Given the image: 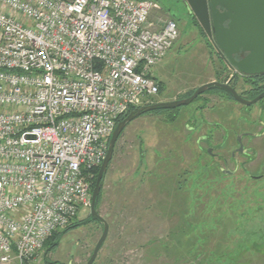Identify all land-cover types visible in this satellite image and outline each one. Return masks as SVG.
<instances>
[{
	"label": "built area",
	"instance_id": "2783aa9c",
	"mask_svg": "<svg viewBox=\"0 0 264 264\" xmlns=\"http://www.w3.org/2000/svg\"><path fill=\"white\" fill-rule=\"evenodd\" d=\"M150 0H0V264L91 208L120 118L151 104L179 37Z\"/></svg>",
	"mask_w": 264,
	"mask_h": 264
},
{
	"label": "rangeland",
	"instance_id": "374dc122",
	"mask_svg": "<svg viewBox=\"0 0 264 264\" xmlns=\"http://www.w3.org/2000/svg\"><path fill=\"white\" fill-rule=\"evenodd\" d=\"M150 1L159 7L152 19L173 20L179 31L152 70L159 90L151 104L186 99L233 75L239 96L249 90L183 0ZM263 124L264 100L247 107L218 93L129 123L103 179L96 212L109 229L93 264H264ZM245 133L260 137L244 138L241 154L237 138ZM89 217L80 210L77 228L59 231L56 249L43 246L27 264H86L103 232Z\"/></svg>",
	"mask_w": 264,
	"mask_h": 264
},
{
	"label": "water",
	"instance_id": "95a60500",
	"mask_svg": "<svg viewBox=\"0 0 264 264\" xmlns=\"http://www.w3.org/2000/svg\"><path fill=\"white\" fill-rule=\"evenodd\" d=\"M204 34L220 57L241 76H256L264 73L262 61L264 48V0H183ZM226 24V26L224 25ZM244 58L236 59L239 54ZM212 88L227 92L234 101L243 106H253L264 99V92L251 101L240 97L228 83L211 82L197 88L193 94L182 100L157 103L131 111L115 127L108 144L104 160L99 168L91 195L90 216L103 225V232L86 264H93L108 235L107 223L97 214L95 203L101 191V184L111 162L118 138L125 127L135 119L155 111L175 110L186 107ZM242 152V147L238 150ZM225 172V175H230Z\"/></svg>",
	"mask_w": 264,
	"mask_h": 264
},
{
	"label": "flooded vegetation",
	"instance_id": "af4514ba",
	"mask_svg": "<svg viewBox=\"0 0 264 264\" xmlns=\"http://www.w3.org/2000/svg\"><path fill=\"white\" fill-rule=\"evenodd\" d=\"M224 25L226 26V24H224ZM212 47H213V45H212ZM213 49L215 50L214 47H213ZM260 51H261V53H263L262 61L264 63V48H261ZM216 53H217V51H216ZM245 56H246V54H242L241 53V54L237 55L236 57L238 59H241V58H244ZM220 58H221L222 62L225 63L228 66V68L230 69L229 65L225 62V60L222 57H220ZM263 68H264L263 66L259 67V69H263ZM234 77H235V75H233L231 77V80L229 82H227L230 86H231V83H233V81L235 79ZM242 77L245 78L244 79V83L248 84L250 88H249L248 91H246L247 93L245 92L244 95H242V96L240 95V97H242L243 99H245L247 101H251V100L255 99L256 97H258L260 94H262L264 92V73L256 75V76H252V77H248V76L247 77L246 76H242ZM263 100L259 101L258 103H261ZM258 103H256V104H258ZM258 136L260 137V135H255L254 133L242 134V136H239V138H237V145L240 148V147H242V140L244 138H253V137L256 138ZM261 136H262V134H261ZM242 149H243V147H242ZM208 152L210 153V151H208ZM241 154H243V150H242Z\"/></svg>",
	"mask_w": 264,
	"mask_h": 264
},
{
	"label": "trees",
	"instance_id": "16d2710c",
	"mask_svg": "<svg viewBox=\"0 0 264 264\" xmlns=\"http://www.w3.org/2000/svg\"><path fill=\"white\" fill-rule=\"evenodd\" d=\"M234 78H236V77H234ZM158 90H159V84H158ZM194 92V91H193ZM193 92L191 93V94H188L187 95V97L186 98H188V97H190L192 94H193ZM206 93H218V94H223V95H226V96H228L230 99H233L227 92H225V91H223V90H220V89H218V88H212V89H210L209 91H207ZM199 98V97H198ZM197 98V99H198ZM196 99V100H197ZM195 100V101H196ZM149 105H153V104H149ZM148 106V105H147ZM178 110V109H177ZM165 111H176V109L175 110H161V111H155L154 113H156V112H165ZM153 113V112H152ZM123 118H120L119 120H118V123L122 120ZM99 168L100 167H98V168H94V169H91V171H90V174L93 176V178L91 179V181H90V187H91V192H93V189H94V185H95V181H96V177H97V174H98V171H99ZM104 179V178H103ZM102 184H103V181H102ZM102 184H101V190H102ZM100 197H101V191H100V194H99V196L97 197V200H96V203H95V210L97 209V206H98V204H99V201H100ZM75 220V219H74ZM89 221H91V222H98L96 219H92L91 218V216L89 217ZM72 222H74V221H72ZM70 223L65 229H63L64 231H62L63 233L64 232H67V231H70V230H72V229H75V228H77V224L76 225H74L73 223ZM84 221H82V223H83ZM86 222H88V221H86ZM85 223V222H84ZM83 223V224H84ZM60 233H59V231L58 232H55V233H53L52 235H51V237H49L48 239H47V241L45 242V244H44V247L46 246V249H47V252L49 253V252H51V251H54L55 249H56V247H57V245H58V242H59V237H60V235H59ZM25 264H27V263H25Z\"/></svg>",
	"mask_w": 264,
	"mask_h": 264
}]
</instances>
